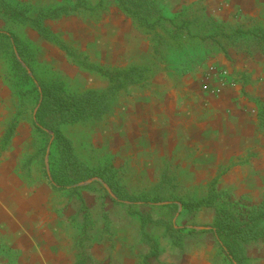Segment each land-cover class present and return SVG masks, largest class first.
Returning a JSON list of instances; mask_svg holds the SVG:
<instances>
[{
  "label": "rangeland",
  "instance_id": "1",
  "mask_svg": "<svg viewBox=\"0 0 264 264\" xmlns=\"http://www.w3.org/2000/svg\"><path fill=\"white\" fill-rule=\"evenodd\" d=\"M11 5L28 8L33 13V9L42 6H56L59 4H74L75 0H4ZM91 5L90 0H85ZM209 0H202L198 3L205 10L209 8ZM106 7L97 11L77 8L58 18L46 19L44 23L54 33L59 41L68 45L71 54L79 55L81 59L84 55L93 64L102 67L123 68L129 65H143L150 67L149 82L146 85H130L126 89L118 92L112 109L101 119L95 121H77L66 124L63 127L65 134L71 138L76 152L82 160L90 165H98L103 160V156L113 158L112 165L115 178L128 193L136 196L153 199L159 192L156 186H162L167 192L162 191L163 196H176L185 194L187 198H199L206 195L208 183L213 178L212 175L203 174L199 170L202 166H207L213 161V154L185 144V138L180 136V142L172 148L167 146L162 154L155 149V144H149L143 137H127L125 123L127 114L131 106L152 97H156L165 89L181 88L186 84L185 77L190 75L191 79L196 78L199 73L200 81L206 73V63L198 64L190 70V66L195 61V56L189 53L178 56L174 54L166 57L154 52L151 48L149 37L138 30L131 20L133 28L139 33V37L144 41L142 52L132 57L125 52V42H94L90 30L85 33L88 39H84L80 33V27L84 22L100 20L103 13L110 7L115 6L111 1L106 0ZM116 7V6H115ZM196 9V8H195ZM198 11V10H196ZM247 19L242 22L245 23ZM15 31L25 42H29L35 50V59L39 64V69L47 67L51 69L57 77L61 78L71 92H81L85 89H104L108 82L106 78L97 72L82 68L73 60L74 57L66 50L59 47L53 41H49L40 36L36 29L28 23L13 25ZM84 34V33H82ZM146 41V42H145ZM113 43H117V49H112ZM115 48V47H113ZM123 48V49H122ZM141 49V48H140ZM70 51V52H71ZM161 52L164 51L161 50ZM231 54L237 53L230 51ZM255 63L259 64L264 71V57L261 54L250 56ZM259 58L256 60L255 58ZM178 60V61H177ZM209 64V65H208ZM8 71L5 63L0 61V74ZM230 74L235 78L232 71ZM237 80V78H235ZM261 82L264 79H258ZM203 85V83H202ZM5 91L9 96L7 99L10 111L6 122L11 118L14 106L18 97L11 90L8 82ZM11 92V93H10ZM189 94V93H188ZM250 103L255 106V111L259 120L264 122L263 100L249 96ZM12 111V112H11ZM11 112V113H10ZM261 128V126H260ZM262 129V128H261ZM16 135V136H15ZM12 150L20 157L34 154L33 141L34 132L31 129L30 121L22 116L17 127ZM183 140V141H182ZM201 151V152H199ZM250 153L247 151L243 156V163H247ZM25 161V160H24ZM240 161V158L233 157L229 166ZM208 163V164H207ZM45 166L48 170L47 155L45 156ZM229 166L217 167V175L227 171ZM21 176L32 183L39 182L42 176L39 172L38 159L32 161L30 173L25 169H20ZM26 175V176H25ZM260 179L263 181V177ZM252 180L243 182L241 186L230 185L223 190L226 195L230 194L234 199L243 198L245 201L258 202L264 195V191L253 189ZM101 182L98 178H89L81 181L79 190H53L51 202L55 205L58 223L63 227L64 235L71 237L76 234L82 226L87 233L92 236L90 241L84 244L91 246L87 248L86 254L79 255L77 249L73 248L72 237L70 245H63L60 249L65 252L64 264H73L81 259L77 264H230L224 254L220 251L213 233L208 230L213 225L215 210L212 207H201L198 210L187 211L177 207L165 206L167 201L150 203H115L111 198L113 193L105 195L101 189ZM91 184L90 189L83 188V185ZM106 186L105 184H103ZM221 190V184L217 185ZM246 190L244 191L243 188ZM248 188V189H247ZM81 194L90 212L89 216H84L90 220L91 226H83L81 216L78 212L77 198L70 196ZM248 195L251 196L247 197ZM72 203L70 204L71 200ZM76 223H80L77 228ZM173 228H181L179 232H173ZM194 229L191 233H184L186 229ZM74 231V232H73ZM156 246L157 256H149L146 261L144 256L152 253ZM1 253L7 256L11 262L15 260L16 253L11 249H0ZM242 254L245 255V264H264V239H255L242 244Z\"/></svg>",
  "mask_w": 264,
  "mask_h": 264
},
{
  "label": "trees",
  "instance_id": "2",
  "mask_svg": "<svg viewBox=\"0 0 264 264\" xmlns=\"http://www.w3.org/2000/svg\"><path fill=\"white\" fill-rule=\"evenodd\" d=\"M129 19L138 30L149 37L154 52L164 57L174 54L181 56L189 53L195 56L190 70L198 64L210 61L217 54L230 58V51L243 53L248 56L261 54L264 57V24L252 18L245 23L230 22L217 19L208 13L194 0L183 5L179 10L171 12L159 0H108ZM106 0H97L94 4H86L85 0H75L74 4H59L56 6H42L31 10L11 5L0 0V61L5 63L8 71L0 74V81L5 85L11 84V90L18 97L11 118L4 127L0 138V147L11 146L12 138L16 134L20 118L25 116L31 124L35 140L34 154L19 159L18 168L30 173L32 161L38 159L40 181L47 183L51 189L77 191L82 185L79 182L89 178H98L105 195L110 191L115 195L111 198L115 203H150L167 201L165 206L177 207L187 211L198 210L201 207H212L215 210L213 225L210 230L220 251L230 264H245V255L242 254V244L255 239H264V196L258 202L245 201L243 198L234 199L226 191L218 189L219 175L208 183L205 196L187 198L185 194L163 196L167 192L160 185L159 195L148 200L144 196L128 193L115 178L111 156H103L98 165H90L79 158L70 137L63 131L66 124L77 121H95L108 114L117 98L118 92L130 85H146L149 82L150 67L143 65H129L123 68L102 67L87 60V56L79 59V55L72 51L64 42L52 33L44 23L46 19L58 18L64 14L84 8L97 11L106 7ZM196 8V9H195ZM198 10V11H196ZM19 23H28L44 39L53 41L74 57V62L82 68L102 74L108 85L104 89H85L81 92H71L64 81L49 68L39 69L35 59L34 48L25 42L15 31L14 26ZM161 50L164 51L161 52ZM71 51V52H70ZM178 61V60H177ZM263 100V99H262ZM264 107V100L263 105ZM260 119V118H259ZM261 128L264 122L259 120ZM47 155L48 170L45 166ZM25 160V161H24ZM26 176V175H25ZM105 184L106 186H104ZM90 189L91 184L83 185ZM77 198L78 212L83 226L90 225L91 221L83 219L89 216L87 204L81 194L71 195ZM75 201L74 199L71 200ZM80 226L76 223L75 227ZM77 233L71 234L72 245L79 255L86 254L84 242L90 241L92 236L80 226ZM186 229V228H184ZM181 228H173L179 232ZM194 229H186L184 233H191ZM74 232V231H73ZM70 237V238H71ZM155 250L144 256H157ZM81 259L75 261L77 264Z\"/></svg>",
  "mask_w": 264,
  "mask_h": 264
},
{
  "label": "crops",
  "instance_id": "3",
  "mask_svg": "<svg viewBox=\"0 0 264 264\" xmlns=\"http://www.w3.org/2000/svg\"><path fill=\"white\" fill-rule=\"evenodd\" d=\"M159 1L175 12L194 0ZM208 4V13L217 19L242 23L252 18L264 24V0H209ZM83 24L79 31L84 39H88L85 33L93 30L94 42H125V52L130 57L146 49L131 20L115 6L105 11L100 20ZM117 45L113 43L111 48L115 51ZM232 53L229 59L217 54L209 64L235 73L233 86L215 93L202 85L199 73L195 80L189 75L181 90L165 89L131 106L124 133L127 137L142 136L147 143L155 144L159 154L167 146L174 148L183 136L186 145L213 154V161L195 170L196 174L215 177L217 167L229 166L231 159L238 157L240 161L220 174L221 190L253 179L252 188L264 191V128H260L259 116L248 98L249 94L264 99V81L258 80L264 79V71L250 56ZM5 89L0 81V138L10 111L9 92ZM15 136L11 146L0 147V249L15 251L16 258L11 262L0 251V264H64L65 252L60 248L70 245L71 238L64 235L57 222L56 207L51 202L53 190L44 181L32 183L21 176L20 153L12 150ZM247 151L250 156L243 163ZM243 190L248 191L245 187Z\"/></svg>",
  "mask_w": 264,
  "mask_h": 264
},
{
  "label": "built area",
  "instance_id": "4",
  "mask_svg": "<svg viewBox=\"0 0 264 264\" xmlns=\"http://www.w3.org/2000/svg\"><path fill=\"white\" fill-rule=\"evenodd\" d=\"M235 82L236 80L229 70L216 65H209L202 78L203 86L215 93L221 91L225 86H233Z\"/></svg>",
  "mask_w": 264,
  "mask_h": 264
}]
</instances>
